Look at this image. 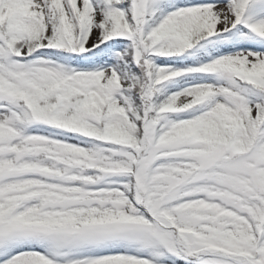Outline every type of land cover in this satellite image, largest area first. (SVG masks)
<instances>
[{"label":"snow or ice","instance_id":"1","mask_svg":"<svg viewBox=\"0 0 264 264\" xmlns=\"http://www.w3.org/2000/svg\"><path fill=\"white\" fill-rule=\"evenodd\" d=\"M0 264H264V0H0Z\"/></svg>","mask_w":264,"mask_h":264}]
</instances>
